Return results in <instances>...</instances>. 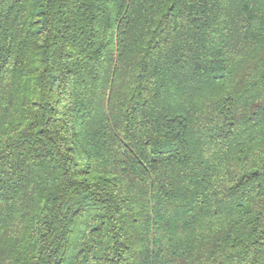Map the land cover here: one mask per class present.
<instances>
[{
  "label": "trees",
  "instance_id": "1",
  "mask_svg": "<svg viewBox=\"0 0 264 264\" xmlns=\"http://www.w3.org/2000/svg\"><path fill=\"white\" fill-rule=\"evenodd\" d=\"M0 264H264V0H0Z\"/></svg>",
  "mask_w": 264,
  "mask_h": 264
}]
</instances>
